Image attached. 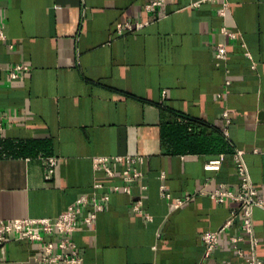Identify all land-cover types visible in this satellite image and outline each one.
<instances>
[{
	"label": "crops",
	"instance_id": "crops-1",
	"mask_svg": "<svg viewBox=\"0 0 264 264\" xmlns=\"http://www.w3.org/2000/svg\"><path fill=\"white\" fill-rule=\"evenodd\" d=\"M152 1L0 0V219L56 218L95 192L103 209L72 233L84 264H248L240 217L209 258L203 236L238 207L211 196L239 187L238 152L264 200V0ZM253 222L264 263V208ZM41 254L17 239L0 264Z\"/></svg>",
	"mask_w": 264,
	"mask_h": 264
},
{
	"label": "built area",
	"instance_id": "built-area-1",
	"mask_svg": "<svg viewBox=\"0 0 264 264\" xmlns=\"http://www.w3.org/2000/svg\"><path fill=\"white\" fill-rule=\"evenodd\" d=\"M169 0H154L147 5V9L152 11L157 6L167 3ZM223 16L227 15L226 8L221 10ZM142 23L137 24L136 27H141ZM134 26L130 23L125 24L124 28H119V32L132 30ZM229 35L234 37L235 34L229 32ZM226 55V47L219 46L216 56L223 59ZM20 68H26L18 66ZM13 78L18 75L16 72L11 73ZM3 129V117L0 114V131ZM128 161H136L137 156L128 157ZM117 160L122 161L123 157H117ZM138 160H141L138 159ZM235 160L238 165V172L240 175V185L238 188L221 187L214 191L211 196L219 202L225 199H231L238 203V207L234 208L225 221L216 230L207 231L203 240L205 243V257L209 258L219 245L221 236L229 229L237 218L242 219V230L244 234L249 236L250 244L253 253L248 257V264H264L263 261L256 254V246L258 239L255 236L253 209L256 206L264 208V200L259 197L258 191L254 186L249 169L242 158V152L235 154ZM107 157L95 158V166L97 169H105L110 175H113L112 169L107 164ZM47 173L53 174L56 168L57 160L50 157L46 161ZM221 167V160L210 161L206 165L208 170H219ZM141 176V172L137 169L131 170L128 168L125 171V179L132 181ZM97 188L102 187L101 184L96 185ZM118 189V187H115ZM129 191L128 187L125 188ZM169 196L167 192L163 193ZM109 196L103 195L98 198L97 193L86 194L80 196L77 200L72 202L67 209L56 218H17V219H0V255L4 252L6 245L17 239H28L41 244L42 254L36 257L38 264H84V258L75 246L72 239V233L76 231L81 223L92 225L97 218V212L103 209L102 201L107 200ZM182 202V201H180ZM88 206L94 208V212L90 215H83L84 209ZM134 210L143 213L141 202L134 205ZM57 235L53 240H47L46 236ZM232 243L238 253L243 256L244 250L238 247V243L245 239L244 236H232Z\"/></svg>",
	"mask_w": 264,
	"mask_h": 264
}]
</instances>
